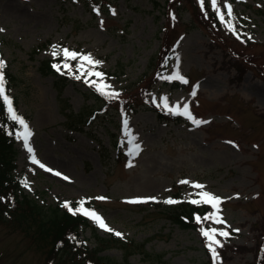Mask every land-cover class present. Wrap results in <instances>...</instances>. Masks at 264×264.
<instances>
[{"label":"rangeland","instance_id":"1","mask_svg":"<svg viewBox=\"0 0 264 264\" xmlns=\"http://www.w3.org/2000/svg\"><path fill=\"white\" fill-rule=\"evenodd\" d=\"M221 3L232 5L240 39L221 24L210 0L204 10L199 0H103L99 14L93 0H0V60L15 75L11 93L32 133L33 153L22 139L16 143L23 194L46 207L85 200L124 240L164 255L158 261L136 252L133 264H213L200 229L223 225L204 221L184 230L165 211L171 204L164 200H188L199 191L182 180L223 200L220 215L230 235L218 237L224 246L217 264H264V0ZM53 46L100 61L95 71L118 98L87 97L85 80L97 78L76 79L78 60L70 61L72 73L60 71L70 78L60 98L54 77L39 69L54 58ZM209 57L221 68L211 72ZM177 70L187 84L163 78ZM164 97L170 107L189 104L208 123L197 127L167 112ZM125 120L141 149L134 158ZM33 154L61 175L32 163ZM150 197L155 201L127 203ZM8 220L0 221V264L59 261L48 259L50 248L33 230ZM94 232L116 236L91 220L80 230L90 247ZM103 255L122 262L123 251L112 247Z\"/></svg>","mask_w":264,"mask_h":264},{"label":"trees","instance_id":"2","mask_svg":"<svg viewBox=\"0 0 264 264\" xmlns=\"http://www.w3.org/2000/svg\"><path fill=\"white\" fill-rule=\"evenodd\" d=\"M97 2L99 1L94 0V6L98 4ZM38 50H33V55ZM58 61L63 62L61 56L55 59H45L40 62L39 69L44 76L52 75L54 77V87L61 98L69 78L53 67ZM5 65L6 93L12 99L17 115L21 117L19 99L11 94V89L14 88L17 81L15 75L10 72L9 65L6 63ZM91 95L96 101L107 99L93 87H89L88 92H86L87 97H91ZM21 130L19 124L9 118L6 106L0 99V221L4 222L10 219L12 223L23 225L27 233L32 234L33 230L36 240L47 244V248H50L48 259L54 261L58 257L59 261L57 263L54 261L55 264L62 262L84 264L85 261L90 264H133L130 262V256L136 252L142 253L144 258L162 260L164 255H153L148 252L145 249V243L124 240L113 235L104 237L97 232H94L96 246L90 247L81 238L80 233L82 228L91 226L87 217L80 214L73 215L67 208H62L60 205L46 207L28 195H24L21 182L15 174L18 154L15 146L18 141L16 133L21 132ZM175 200L180 202L171 204L165 208V211L170 212L171 221L184 230H196L200 224L195 222L194 217L196 215L203 217L212 212V208L208 205H193L187 203V199L182 198ZM112 247L122 249V262H117L111 257L103 255V252Z\"/></svg>","mask_w":264,"mask_h":264},{"label":"snow or ice","instance_id":"3","mask_svg":"<svg viewBox=\"0 0 264 264\" xmlns=\"http://www.w3.org/2000/svg\"><path fill=\"white\" fill-rule=\"evenodd\" d=\"M205 2L206 0H199V4L202 10L205 8ZM211 8L213 11L216 12V15L218 19L220 20L221 24H224L227 29L233 33L237 37V39H240L241 34L238 33L236 30V27L233 24V20L235 17L233 16V8L230 3H221V0H210ZM222 8L226 10L228 19L226 21L225 19V12L222 11ZM97 13L99 14V9H96ZM113 15H115V11H113ZM173 20H175V16L172 17ZM103 23V22H102ZM4 31V29L0 28V32ZM248 39H251V37H248ZM52 55L54 58L62 55L63 56V62L54 64L53 67L59 72L61 69H63L67 73H72V64L70 61L72 60H78V64L76 65V72L79 73V75H75L76 79H81L82 76H95L96 80H85V83H88L89 86L96 87V90L101 93V95L105 96L108 99H116L119 96L118 92L111 91V86L108 84L103 83L104 80V74L98 71H95V68L101 63L100 61L94 60L91 55H83L80 53H77L75 51H70L67 48L60 49L58 46H53ZM6 65L3 60H0V99H2L3 104L6 106L7 113L9 115V118L19 124V126L23 129V132L16 133L18 139H22L25 148L29 153H33L32 147L29 145V138L32 135L31 131L29 130L28 124L25 122V120L17 115L16 110L13 107V102L10 96L6 93V78H5V69ZM62 74H64L62 72ZM166 80L173 81L178 80L181 83L187 84L188 80L181 75L179 70L175 71L170 76L163 77ZM198 87V86H196ZM193 97L196 96V90L194 87L193 92L191 93ZM163 107L164 109L173 114V115H179L184 116L188 120H190L194 125L199 127L202 124L208 123V121L197 119L192 112L190 111L189 104L184 103L183 107L181 108L180 104H176L174 107H170L168 103V98H163ZM124 128H125V135L129 137L127 143L130 145L128 155L130 157H135L139 154L140 145L137 144L136 138L132 136L131 132L127 131L128 129V122L127 120L124 121ZM11 134V133H9ZM231 143V142H229ZM235 146V145H233ZM32 163L38 164L39 167L43 168L45 171L53 172L52 169L47 168L43 163H40L39 160L36 159L35 155L32 156ZM129 167L132 166L131 160L128 164ZM54 175L60 176L61 174L59 172H53ZM64 179H68L67 177H63ZM181 184H190L193 189H197L199 191L194 192L190 194V198L186 201L187 203H191L193 205H208L212 208V212L204 215L203 217L196 215L194 217L195 222L197 224H202L204 221H211L217 225H223V229H217V228H211V229H204L201 228V234L206 239V247L208 248L213 264H217L218 261H220V255L217 251L218 248H222L223 242L221 239H218V237H222L224 239L229 238L230 233L226 230L230 227V225L227 224V222L223 219V217L220 215L221 209L220 205L223 203V200L221 197L210 193L208 191H204V185L199 183H191L188 180H182L180 181ZM25 187H27V183H25ZM195 197V198H192ZM98 200H105L106 198L103 196L96 197ZM155 201V197L145 198V199H133L127 201V203L131 204H139V203H148L149 201ZM180 201L174 200L172 198L166 199L163 201L165 204H175L179 203ZM85 200H80L75 207H73L70 203L65 202L62 206L67 208L69 212H71L73 215H83L94 221L102 230L106 232H111L117 237L123 238V234L119 231H115L113 228H111L105 221V218L102 217L95 209L90 207H85ZM233 231L238 232L239 229H233Z\"/></svg>","mask_w":264,"mask_h":264},{"label":"bare ground","instance_id":"4","mask_svg":"<svg viewBox=\"0 0 264 264\" xmlns=\"http://www.w3.org/2000/svg\"><path fill=\"white\" fill-rule=\"evenodd\" d=\"M207 54V52L205 51V55ZM209 59V63H210V66H211V72H214L216 71L217 69L221 68V65H217V60L216 61H212L210 59V57L208 58Z\"/></svg>","mask_w":264,"mask_h":264}]
</instances>
